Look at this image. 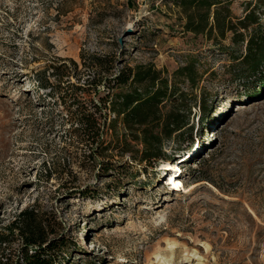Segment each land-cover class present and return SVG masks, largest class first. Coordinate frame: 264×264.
<instances>
[{"label": "rangeland", "instance_id": "374dc122", "mask_svg": "<svg viewBox=\"0 0 264 264\" xmlns=\"http://www.w3.org/2000/svg\"><path fill=\"white\" fill-rule=\"evenodd\" d=\"M247 1L231 2L234 16ZM184 22L172 0H0V264L21 244L10 223L24 207L62 241L55 264H264V62L252 73L246 41ZM82 51L114 57L112 74L150 64L169 84L194 61V86L175 78L188 123L162 138L167 159H145L141 140L109 124L111 112L102 145L74 131L67 59L80 63ZM171 164L189 191L169 187Z\"/></svg>", "mask_w": 264, "mask_h": 264}, {"label": "trees", "instance_id": "16d2710c", "mask_svg": "<svg viewBox=\"0 0 264 264\" xmlns=\"http://www.w3.org/2000/svg\"><path fill=\"white\" fill-rule=\"evenodd\" d=\"M172 1L184 12V28L187 31L220 39H224L229 32L232 43L246 41V52L242 59L249 71L254 73L262 66L264 24L258 8L264 7V0H255L254 4L247 1L246 10L240 17L232 13L230 4L233 0ZM67 60L70 67L66 75L73 74L76 78L65 81L67 86L72 87L70 102L75 109L72 111L68 106V110L73 115L71 122L76 125L74 131L79 132L87 143L102 145L101 136L111 112L114 116L109 124L114 128L115 123L120 121L125 130L134 134L133 140H141L145 159L165 158L160 151L162 138L181 134L188 123L180 108L186 94L179 91L175 78H182L194 86L198 76L194 61L177 67L173 73L174 82L169 84L167 77L150 64L125 65L112 74L114 57L109 54L82 51L80 63L70 58ZM63 65L66 66L65 62ZM57 77L58 80L62 78ZM35 84L48 88L47 96L57 94L56 85L48 78L43 80L37 77ZM101 86L106 87V92H99ZM90 92L97 95V99L90 96L84 100L85 93ZM58 96L61 101L65 99L62 93ZM167 97L174 107L163 111L162 102ZM10 228L17 231L22 241L14 257L3 264H55L52 253L62 241L49 238L53 231H50L47 219L40 216L38 211L24 207L15 215ZM6 240L0 236V243Z\"/></svg>", "mask_w": 264, "mask_h": 264}, {"label": "bare ground", "instance_id": "6f19581e", "mask_svg": "<svg viewBox=\"0 0 264 264\" xmlns=\"http://www.w3.org/2000/svg\"><path fill=\"white\" fill-rule=\"evenodd\" d=\"M237 105H238V108L242 107V106H240L241 104H237ZM180 182H181V179L179 177H176L175 179L172 180L173 185L176 187L180 184ZM192 186H193V184L190 185V187H188V188L185 187L186 189H184V188L183 189H184V191H189L192 188ZM156 257H158V255H156Z\"/></svg>", "mask_w": 264, "mask_h": 264}]
</instances>
